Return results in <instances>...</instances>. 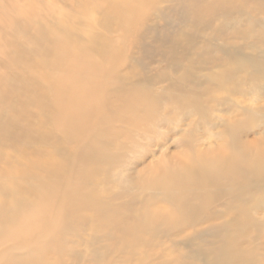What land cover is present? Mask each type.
I'll use <instances>...</instances> for the list:
<instances>
[{
	"label": "rangeland",
	"instance_id": "374dc122",
	"mask_svg": "<svg viewBox=\"0 0 264 264\" xmlns=\"http://www.w3.org/2000/svg\"><path fill=\"white\" fill-rule=\"evenodd\" d=\"M159 10L163 14L159 15ZM179 13L187 16L185 24ZM22 14L28 18L36 16V21L42 24L59 21L72 25L80 36L89 40V45H93V53L76 58L74 65L70 61L73 67L69 68L64 63L52 70L36 69L31 66L32 62L15 65L16 53L3 43L8 40L18 48L26 47L22 34L27 30L16 31L9 26L13 17ZM263 21L264 0H0V84L16 77L50 85L47 101H54L56 105L61 102L57 90L52 89L56 83L62 93L69 95L68 112L61 117L62 129L60 120H50L45 127L62 142V158L58 165L56 163V172L64 178L63 183L53 200L45 197L39 201L45 209L27 208L14 217L13 231L20 240L13 245L11 233H5L7 243L0 245V264H91L89 240L102 237L100 229L105 230L102 228L105 222L128 220L134 223L133 212L142 211V208L145 212L159 208L170 222L175 220V209L167 204L156 203L154 208L140 206L138 199L144 200L148 193L140 185L132 191L129 186L125 188L124 183L109 184L108 181L123 175V170H130L131 174L144 171L132 176L150 182L149 185H157L161 177L151 171L154 164L168 168L177 164L179 155L188 161L195 151L203 150L206 143L213 140L207 127L211 117L207 109L213 102L229 101L237 106L233 101H238L244 109L255 106L257 93L249 91L251 75L248 73L252 67L240 63L237 69L231 50L237 45L240 51L248 53L250 44L261 43L260 34L249 38L246 32L242 38L241 30L247 25L258 28ZM233 68L238 71L231 72ZM4 74L8 76L2 79ZM210 74L227 78V82L205 84L200 89L194 87L193 83H202ZM235 87L247 90V95L239 97L232 92ZM259 105H264V101ZM27 110L35 115L43 111L41 107H28ZM187 115L191 119L183 131L189 136L182 142L184 132L179 127L183 126ZM234 115L231 111L230 118ZM242 117L245 126L231 135L237 132L239 137L245 134L249 138L256 137L257 129L252 130L257 117L246 110ZM193 131H197V135L190 133ZM227 139H220L218 144L230 145ZM260 139L261 136L257 137ZM45 150L51 151L49 147ZM87 153L89 159L83 166L81 159ZM95 160L98 162L96 168ZM87 175H91L90 179L84 180ZM52 184L39 182L35 187L51 188ZM69 190L77 193V198H67L71 196ZM89 190H93L90 197L105 203L104 208L108 204V221L95 213L96 207L81 203L84 192ZM250 194L252 192H245L244 196L248 198ZM133 201L135 206L130 207L133 209L123 206ZM218 205L214 202L202 217H210ZM68 212L73 232L61 235L60 231L56 232L60 225H55L54 219L58 213L60 218ZM34 215L40 216L32 218ZM202 217L189 231L185 227V236L179 238L177 234L182 228L173 225L158 235H144L149 241L144 247L136 248L138 250L127 247L124 241L117 245L116 241L100 243L101 251L110 249L102 254L99 264H177V258L181 261L183 255L187 256L184 261L188 264H204L206 258L203 259L202 253L216 251L212 240H219L218 235L222 238L226 234L211 229L208 234L213 239L204 241L205 236L200 232L207 227L202 224ZM22 219H26L27 224ZM244 233L256 236L261 242L259 247L264 248V220L255 232L245 227ZM41 234H46V238L41 239ZM141 235L137 231L135 238ZM188 237L192 241L186 240ZM132 250L137 255L126 258Z\"/></svg>",
	"mask_w": 264,
	"mask_h": 264
},
{
	"label": "bare ground",
	"instance_id": "6f19581e",
	"mask_svg": "<svg viewBox=\"0 0 264 264\" xmlns=\"http://www.w3.org/2000/svg\"><path fill=\"white\" fill-rule=\"evenodd\" d=\"M158 12L159 15L163 14L161 10ZM179 15L185 19V22H182L185 24L187 16L184 15V17L182 13H179ZM2 17H4L3 14ZM35 17L28 18L22 14L13 17L9 21L11 23L9 26L12 29L23 31L25 28L28 31L22 34L24 35L26 47L18 48L16 43L8 40L3 43L8 48L13 49V53H16L15 65L22 66L32 62L31 66L36 69L52 70L59 69L64 63L66 64L65 67L69 68L73 67L76 58L86 57L93 53V45H89V40L87 41V39L80 36L72 25H64L59 21L42 24L36 21ZM248 26L243 28L242 32L240 31L241 37L243 38V34L246 32L250 35L249 38L253 34H260L262 42L250 44V52L248 53L240 51L237 45L233 46L231 51L236 62L235 67L240 63L241 65L243 63L251 65L252 70L248 73L251 75L249 77V91L252 90L257 93V103L250 109H244L241 106L242 103L238 101H233L237 106L231 105L229 101H219L216 104L213 102V105L207 109V112L211 114L207 127L211 131L213 140L208 141L206 143L208 145H205L206 147L203 150L195 151V155H191V159L188 161L182 155H179L180 157L177 156V164L169 165L168 168L154 164L151 171L161 177V181L157 185H149L150 182L139 181L138 178L132 176V174L135 175V173L139 174L144 171H136L131 174L130 170H123V175L115 176L113 180L108 181L109 184L124 183V187L129 186L132 191L140 185L144 192H148V195L146 194L144 200L138 199L139 202L137 203L142 207H153L157 205L156 203H164L173 207L176 216L172 222L168 220L167 215L162 210L154 207V210L152 209L150 212H145L143 208L142 211H132L134 213V223H129L128 220L127 222L123 220L109 222L106 219L110 215L109 209H107L108 204L104 208L105 203H102L101 199L94 200L93 197H90V191L93 190L84 192L81 203L90 205L92 208L96 207V210L94 209L95 213L97 212L98 216H102L104 221L105 219L108 221L102 226L105 230L100 229V234H103L102 237L95 236L89 240L91 244V264H99L102 254L108 253L110 248L104 249V251L98 248V245L103 242L116 241L117 245V243L124 241L127 247L136 249L140 246L144 247V244L149 241L143 238L144 235H158L161 231L169 229L171 225L177 227V229L182 228V230H179L180 233L177 234L178 238L185 236V230L189 231L196 222L200 223L203 212L210 209L214 202L220 206H217L219 208L213 211L210 217L205 219L202 217L204 219L202 224L207 227V230L200 232V234L205 236L204 241L212 238V235L208 234L211 229L218 232L224 231L226 235H223L222 238L218 235L219 240H212L216 251L202 253L203 259L206 258L204 264H206L207 259H209L208 264H264L262 262L264 248L262 245L259 247L261 242L256 240V236H251V233H244L245 227L255 232L264 220L261 217L264 216V105H259L260 102L264 101V21L257 26L258 28H249ZM70 61L73 62V65ZM237 69H239V66ZM237 69L233 68L231 72L236 73ZM6 75L4 74L2 79ZM218 81L227 82V78L210 74L209 77L206 76L202 80V83L195 82L193 84L196 89H200L205 84H213ZM52 82L54 83V81ZM47 83L49 82L47 81ZM56 85L57 83L52 89L57 90L58 99L61 101L58 105L54 101H47V87L49 89L50 85H45L39 81L33 79L23 80L15 77L0 84V245L7 243L5 233H8V231L11 233L10 240L13 245L19 241L17 233L13 231L15 230L14 217L19 216L27 208H37L39 206L40 209L41 207L45 209L44 206L38 204L39 201H42L45 197L53 200V195L60 190L63 183L64 178H61L56 172V163L59 162V158H62V142H59L45 128L47 123L51 122L50 120H60V128L62 129L61 117L68 112L67 100L69 95L66 92L62 93ZM232 92L239 95V97L247 95V90L246 92L241 91L236 87L233 88ZM28 107H41L43 111L39 115H37L38 113L36 115L30 114L27 110ZM244 110L250 111L251 114L257 117L252 130L253 132L257 129L255 132L256 137L249 138L247 134L239 137L237 132L231 135V132L245 126V123L241 120ZM231 111L235 112V115L230 118ZM190 119L187 115L183 120V126L179 127L181 132H184L181 136L183 137L181 138L182 142H185V139L189 136L185 130L183 131V127L189 125L187 122ZM190 133L197 135V131ZM229 136H231L230 139ZM259 136H261V139L257 140ZM224 137H228L227 140L230 141V145L218 144L220 139H224ZM48 147L51 150L50 152L45 150ZM17 157L19 158L17 159ZM88 159V153L83 155L81 159L83 166ZM97 164L98 162L94 165V168L97 167ZM91 171H93V168H91ZM90 177L91 175H87L84 180H89ZM39 182H47L49 185L51 182L55 184L56 188L54 186V189L52 184L51 188L47 186V188L38 189L35 184ZM94 182L96 181L94 180ZM63 189L65 190L64 186ZM245 192H252V194L246 198L244 196ZM76 195L78 194L71 192V196L66 197L74 199L77 198ZM134 202L123 206L133 207L135 206ZM62 211L60 212L62 213ZM69 214L68 212V214H63L58 218V213L54 219V224L60 225L56 232L59 233L60 231L61 235H68L70 234L68 232H73L72 224L68 221ZM39 216L34 215L32 218H38ZM22 220L26 221L27 224L26 219ZM163 226H166L165 229ZM185 227L186 229L183 230ZM137 231L142 234L140 238H135ZM41 235V239L44 235L46 236V234ZM186 240L192 241L190 237ZM86 241L88 240L86 239ZM135 255L137 253L132 250L126 258H132ZM185 256H182L181 261H178L177 258V264H188L184 261L187 257ZM71 257L73 258V256ZM74 258L75 260L79 259L78 257ZM149 260H151L150 257ZM157 264L165 263L158 262Z\"/></svg>",
	"mask_w": 264,
	"mask_h": 264
}]
</instances>
